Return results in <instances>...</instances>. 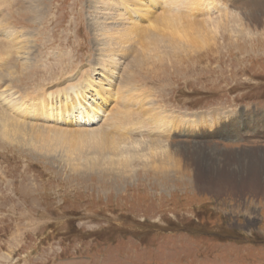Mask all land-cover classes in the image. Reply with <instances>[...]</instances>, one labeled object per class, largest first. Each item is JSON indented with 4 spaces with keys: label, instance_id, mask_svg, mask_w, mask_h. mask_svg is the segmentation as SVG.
<instances>
[{
    "label": "rangeland",
    "instance_id": "1",
    "mask_svg": "<svg viewBox=\"0 0 264 264\" xmlns=\"http://www.w3.org/2000/svg\"><path fill=\"white\" fill-rule=\"evenodd\" d=\"M16 1L0 0V26L10 18L19 30L33 34L36 52L28 60L33 74L24 70L16 83L6 82L0 90L13 88L0 95L10 123L87 131L70 118L57 120L54 111L64 107L55 103L57 97L50 101L51 119L32 109L30 115L18 114V107L3 101L15 91L54 93L93 72L91 82L101 95L95 98L98 115L115 120L122 105L109 90L124 87L131 77L136 90L131 95L141 94V105L130 107L123 125L109 136L128 143L160 137L174 152L176 166L152 169L141 158L147 150L133 156L129 173L108 166L97 171L85 162L73 168L60 153L33 150L0 135V264H264V195L246 189L250 168L236 166L258 162L254 154L264 153V0H215L239 19L233 24L221 16L218 26L206 20L207 9L191 12L197 25L187 41L162 37L171 32L160 31L159 54L149 49L143 25L134 49L128 43L124 47L131 55L118 54L112 84V68L105 73L99 62L104 56L95 29L106 17L104 11L96 13L97 0H37L42 14L37 24L28 14L13 15ZM151 10L143 21H155L160 30L162 16L176 17L165 2ZM115 23L123 27L107 22ZM137 55L139 63L133 61ZM24 62L19 58L20 71ZM153 104L179 123L170 134H158L151 123L135 125L141 118L150 122L147 108ZM188 146L205 152L206 171L196 156L191 159L195 154H187ZM230 183L242 189H231Z\"/></svg>",
    "mask_w": 264,
    "mask_h": 264
},
{
    "label": "bare ground",
    "instance_id": "2",
    "mask_svg": "<svg viewBox=\"0 0 264 264\" xmlns=\"http://www.w3.org/2000/svg\"><path fill=\"white\" fill-rule=\"evenodd\" d=\"M109 1L113 0H97L94 7L96 8L97 14H99L100 11H104L103 16L106 17L103 22H97L95 32L97 33V39L100 38L98 42L101 48H99L98 51L104 56L99 59L100 66H102L105 73H107L110 67L112 68L113 77H111L112 79L110 77L108 78L110 84L114 82V73L119 69V67H116L117 64L119 65L120 63L117 61L118 54L123 56H126V54H128L127 56L131 55V52L128 50L129 48L124 49V47H126L128 43L132 44L130 49H134L136 44L135 41L142 31L143 25L148 29L145 33V37L149 40V49L159 54L163 51L160 31L171 32L170 34H162V37L170 39L179 38L181 41H187V33H191L197 25L190 16V14H192L191 12L207 9V16L205 19H209L217 26L219 24H217L216 21L220 16L219 19L225 18L224 20H228L225 24H229V21H231L230 24H233V20L239 21V19H232L231 13H229V9L225 4H221V2H216L215 0H118V4H115L116 2L108 3ZM159 2L168 3L170 10L173 11V16H176L174 20L167 15L162 16L160 18V23L164 24V27L161 30L157 28L155 21L153 22L154 24L152 21L150 24L147 23V21H143L145 18L148 19L151 17V8H156ZM15 3L17 9L13 15L28 14L29 18H31L29 21L32 24H37L42 20V14L37 11V0H17ZM25 3L29 4V7H26ZM115 7L119 9L116 10ZM232 15L235 16L233 12ZM183 17H185V19H182ZM154 18L155 14L153 15V19ZM107 22H121L119 25H123V27H117V29L116 25L118 24L115 23L111 26L108 25ZM203 28H205V26H203ZM240 32L244 34V32L248 31L241 30ZM1 37L5 38L4 41H6V45L3 44ZM33 37V34L30 35L29 33H24L19 30L17 25L10 18L4 22V25L0 26V90L3 86L8 87L6 82L10 81L16 83L17 77H19V74L23 73L24 70L25 72L23 74H33L34 63L29 62L31 61V52H36L35 45H32V41L35 43ZM9 44H11L12 47L14 46L13 50L8 46ZM194 44L195 43L191 42V45ZM21 57H24L26 60L23 64L24 69L22 71H20V65L17 64ZM141 59L142 58L137 55L133 61L139 63ZM130 69L131 68H128L127 72H129ZM92 73L93 72L87 73L82 83H70L65 88L57 89L54 93L50 92L52 89H44L38 94H32L30 90H24L23 93L15 91L14 94H7L8 96L3 101V104L10 107H18V114L30 115L29 111L32 109L34 112L37 111L38 114L42 113L44 117L51 119L53 117V115H51L53 108L51 107L50 101L57 97L55 103H64V107L58 109L56 112L54 111L57 120L60 121V119L66 120L70 118L71 122L75 123L77 126L86 127L87 131L74 133V130H51L47 127H41L44 128V131H42L41 128H37L36 125H27L26 123L18 122L10 123V116L0 108V135L3 136L4 139L12 142H20L21 145L31 147L33 150L45 153H60L61 156L68 159V161L71 160L70 162H72L73 168H75V165H78V162H85V164H90L93 168H96L97 171L108 166L110 171L120 172L119 170L123 168L124 170H128L129 173L132 172L129 165L132 159H134L133 156L139 153L142 155L148 150L150 152L147 155H142L141 158H147L146 162L150 163L149 167L162 170L160 172H163L164 169L165 171L174 169L176 166H174L175 162L173 160L174 152H171L170 147L163 141L164 139L158 137L156 141L147 143L148 139L143 138L144 141L134 140L133 143H128L123 141V139H112V137L109 136V134H111L109 132L116 129V126L118 127L119 124L123 125L121 123L124 119L123 114H129L131 112L130 107L141 105V94L131 95L132 92L136 93L134 86L130 83L131 77H127L124 84H128L124 87L117 89L113 88L115 92L110 89L109 91L116 94L119 101L121 100L120 104L122 106H118L121 117L115 120L106 118L103 121L104 117L100 118L98 115L101 107L96 103L95 99L97 96L101 98V95L97 93V88L95 90L91 82ZM91 89L93 93H91ZM11 90H13V88L7 89L4 93L0 92V95H5V93ZM87 93L93 95L90 96L87 95ZM60 94H62V96H60ZM126 94L129 95L124 96ZM2 97L4 96H0V99ZM70 99L71 101L69 102ZM145 99L148 100L147 97ZM46 102H48L47 105L45 104ZM144 102L148 104L145 100ZM147 112L150 114V122H146L141 118L138 121L139 124L135 125L151 123L152 128L160 135L161 133H159V131H163L164 134H170L177 128L173 125H179L177 122L174 123L171 122V120L169 121L163 111L160 112L159 107H156L154 104L148 105ZM133 115L134 114H131L130 117L133 118ZM168 115L170 116V114ZM101 121H103V123H101L102 125H97ZM192 123L196 124L195 126H201L197 125L196 121H192ZM190 124L191 122L189 125ZM206 124H208V122H206ZM69 133H74V135L68 138ZM120 140L124 143H121ZM186 152L187 154H195L191 159L196 156L200 161L199 164L201 167L199 168L206 171L207 165H205V152L203 150L189 147ZM220 156L230 158L225 153H221ZM254 158L259 163H252L249 160H245L247 163L244 164L234 163H237L236 166L243 170L250 168L248 171L251 178H247L248 181L243 182L247 187L246 189L251 190L255 194L264 195L262 191V189H264V153L254 154L253 159ZM235 159L238 158L236 157ZM157 163H159V165H155ZM201 171L197 173H201ZM209 179L211 180V178ZM210 180L207 179V182ZM234 186L235 184H231V189H242L234 188Z\"/></svg>",
    "mask_w": 264,
    "mask_h": 264
}]
</instances>
